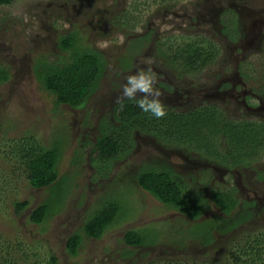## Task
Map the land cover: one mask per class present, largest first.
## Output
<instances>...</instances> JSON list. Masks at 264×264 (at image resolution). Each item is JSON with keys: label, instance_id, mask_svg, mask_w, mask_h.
Returning a JSON list of instances; mask_svg holds the SVG:
<instances>
[{"label": "rangeland", "instance_id": "obj_1", "mask_svg": "<svg viewBox=\"0 0 264 264\" xmlns=\"http://www.w3.org/2000/svg\"><path fill=\"white\" fill-rule=\"evenodd\" d=\"M229 9L239 29L231 41L215 28L218 16L223 20ZM70 34L75 46L102 57L96 89L78 108L57 105L39 77L46 65L70 60L72 50L61 43ZM201 35L223 48L198 72L184 74L159 52ZM239 59L253 71L246 79L231 69ZM0 68L9 75L0 85V126L7 128L0 131V235L32 247L34 243L44 254L53 252L58 264H140L164 255L182 256L189 264H223L232 244L245 243L252 231L264 233V153L252 165L228 168L136 131L135 148L116 160L107 175L98 173L90 156L101 128L115 122L113 109L126 100L121 96L126 77L138 70L151 69L163 107L183 111L214 104L229 119L264 120V101L253 106L254 87L262 85L264 75V0H15L0 7ZM223 77L227 87L218 89ZM177 87L189 93H177ZM143 95L137 93L136 99ZM33 134L48 146L54 135L61 136L65 146L59 171L73 179L59 213L44 224V231L29 221V214L52 191L10 174V163L17 164L10 142ZM147 168H167L182 176L201 202L200 215L193 218L170 208L143 190L137 174ZM229 187L236 189L240 204L224 213L210 199V190ZM116 196L125 200L118 222L100 239L86 238L77 255L69 254L68 236L106 198ZM15 199L28 200V207L16 213ZM130 229L143 231L145 243L128 247L124 237Z\"/></svg>", "mask_w": 264, "mask_h": 264}, {"label": "trees", "instance_id": "obj_2", "mask_svg": "<svg viewBox=\"0 0 264 264\" xmlns=\"http://www.w3.org/2000/svg\"><path fill=\"white\" fill-rule=\"evenodd\" d=\"M14 1L0 0V7L11 5ZM227 13L222 20L223 32L235 36L239 30L237 18L231 10ZM228 21L233 24L229 25ZM232 26L233 31L230 30ZM61 43L62 48L72 50L70 60L66 63L46 65L39 73L41 84L55 97L57 105L82 107L96 89L102 71V57L98 51L75 46L73 34L62 37ZM159 52L172 67L192 73L213 62L221 54L222 47L211 38L201 35L197 40L190 39L185 45L179 44L175 49L159 48ZM246 66L248 68L243 74L251 76L253 71L249 65ZM8 77L7 71L0 68V85ZM262 78L264 79V75ZM261 90L264 91V88ZM164 110L165 116L156 119L142 112L136 100L126 99L116 105L113 109L115 122L101 128V136L91 150L92 161L99 165L98 173L107 175L116 160L125 158L133 151L136 145V131L164 142L184 146L202 158L228 168L252 165L264 153V120L229 119L218 106L212 104H204L187 111L167 107H164ZM3 128L4 131L7 130L2 124L0 131ZM58 136L54 135V143L51 146L42 144L34 134L23 135L22 138H15L10 142L11 157L17 160L16 165L10 163L13 166L11 176L26 179L34 188L47 187L52 191L51 197L36 205L29 214V221L36 224L40 231H44V224L48 223L55 213H59L58 205L62 203L73 181L68 174H60L59 164L65 144L61 136ZM77 160L75 158L76 162ZM12 182L13 178L9 180V183ZM137 183L170 208L185 212L193 218L201 213V202L192 196L191 187L182 176L167 168L141 170L137 174ZM210 194V199L224 213H229L240 204L234 187L211 189ZM124 202L125 200L118 196L106 198L98 209L88 216L83 227L68 236L67 252L75 256L86 238L100 239L124 214ZM12 205L18 213L28 207L29 201L15 199ZM229 228L230 226L226 225V229ZM144 236L143 231L130 229L126 231L124 241L130 248L139 247L145 243ZM245 240V243L242 241L232 244L233 247L230 246L228 262L223 264H264V233L252 231L246 235ZM33 245H25L21 240H11L10 237L0 235V264L59 263V258L53 252L47 251V254H44L38 246L34 243ZM186 260L182 256L164 255L160 258L151 257L140 264H189Z\"/></svg>", "mask_w": 264, "mask_h": 264}, {"label": "clouds", "instance_id": "obj_3", "mask_svg": "<svg viewBox=\"0 0 264 264\" xmlns=\"http://www.w3.org/2000/svg\"><path fill=\"white\" fill-rule=\"evenodd\" d=\"M156 79L151 69L138 70L135 74L128 75L122 86L121 96L128 100H136L139 109L150 114L156 119L165 116L163 105L159 101L161 91L154 87ZM137 93H142L143 98L136 99Z\"/></svg>", "mask_w": 264, "mask_h": 264}, {"label": "flooded vegetation", "instance_id": "obj_4", "mask_svg": "<svg viewBox=\"0 0 264 264\" xmlns=\"http://www.w3.org/2000/svg\"><path fill=\"white\" fill-rule=\"evenodd\" d=\"M218 26H215V28H217L218 29V31H219V34L224 38L225 37V39H227L228 41L230 40H232V34L230 35H228V34H226V33H224L223 32V30H224V23H223V21H222V14H220L219 16H218ZM215 42V41H214ZM215 43H217L218 44V42H215ZM219 46H221L220 44H218ZM222 47V46H221ZM223 48V47H222ZM245 60L244 59H239V61L237 62V63H235V64H232V71L235 73V74H237V76L240 78V79H242V78H244V79H246V78H248L249 76L247 75H244L243 73H244V71H246V69L248 68L246 65H249V64H245ZM250 65H251V63H250ZM184 74H187L186 72H183ZM183 74V75H184ZM164 75V74H163ZM239 78H237V79H239ZM239 79V80H240ZM225 80H226V78L225 77H223V78H219V80H218V83H217V87H218V89H219V87L221 86V85H223V87H227V83H225ZM264 79H262L261 80V84L262 85H258V86H256V87H254L255 89V92H253L254 93V96L255 97H253V100H254V104H253V106H255V105H257V101H258V103H260L262 100L264 101V91H262L261 89H263L264 87ZM263 87V88H262ZM175 89H177V93H180V91H184V93H189L186 89H184V88H175ZM258 90H260V92L258 91ZM178 96V95H177ZM176 98V97H175ZM251 98H245V100L248 102V100H250ZM257 100V101H256ZM212 105H214V104H212ZM167 108H171V107H167ZM188 109H190V108H188ZM188 109H186V110H183V111H187Z\"/></svg>", "mask_w": 264, "mask_h": 264}]
</instances>
